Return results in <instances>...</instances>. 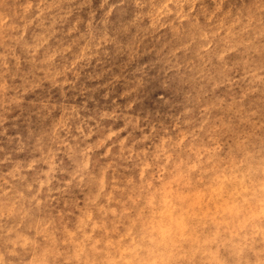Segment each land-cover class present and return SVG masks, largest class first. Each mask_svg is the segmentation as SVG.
Returning <instances> with one entry per match:
<instances>
[{
  "label": "clouds",
  "instance_id": "obj_1",
  "mask_svg": "<svg viewBox=\"0 0 264 264\" xmlns=\"http://www.w3.org/2000/svg\"><path fill=\"white\" fill-rule=\"evenodd\" d=\"M125 3L0 0V264H264V0Z\"/></svg>",
  "mask_w": 264,
  "mask_h": 264
},
{
  "label": "rangeland",
  "instance_id": "obj_2",
  "mask_svg": "<svg viewBox=\"0 0 264 264\" xmlns=\"http://www.w3.org/2000/svg\"><path fill=\"white\" fill-rule=\"evenodd\" d=\"M111 4L119 5V0H108L107 4L104 3V0H86V7L84 11L87 14L96 13L98 18H102L104 12ZM13 7L15 8V3ZM133 12L134 8L132 6V0H126V3L123 6L118 7L116 12L113 13V16L109 23L110 29L115 32L118 36L124 37L126 35V33L124 32V28L128 24V21ZM166 43L167 37H161L157 39L153 36L142 41L143 47L145 49L149 47L153 49H158ZM113 53L114 54L110 57L109 63L114 66L115 61L117 59V50L113 49ZM93 79L97 81L96 84L89 82ZM102 80V75H97L96 77L89 76L88 78L85 77L84 80L78 85V89L81 91L82 94H84L85 98L89 100L91 104H95L97 107L110 104L111 100L116 98V96L113 95L110 96L108 100H105L103 94L104 91L109 88H112L114 85L108 81L103 82Z\"/></svg>",
  "mask_w": 264,
  "mask_h": 264
}]
</instances>
